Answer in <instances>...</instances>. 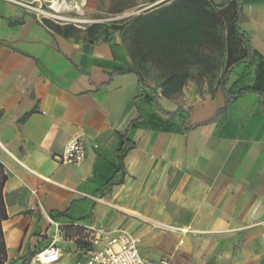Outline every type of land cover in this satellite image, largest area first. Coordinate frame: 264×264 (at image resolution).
Instances as JSON below:
<instances>
[{"label": "crops", "instance_id": "0c3cea01", "mask_svg": "<svg viewBox=\"0 0 264 264\" xmlns=\"http://www.w3.org/2000/svg\"><path fill=\"white\" fill-rule=\"evenodd\" d=\"M76 1L91 13V0ZM105 1L117 12L144 6L136 49L171 46L187 63L179 70L196 71L183 47L195 42L148 33L149 18L179 7ZM237 1L238 27L258 55L232 69L225 89H255L225 107L224 61L244 55L236 37L225 41L212 78L202 68L199 81L187 73L165 91L143 80L124 31L63 34L49 22L62 24L0 0L4 264H34L51 244L61 254L55 264H75L92 238L100 248L118 230L137 237L151 262L264 264V0ZM233 10L220 14L225 28ZM77 133L83 161L59 162Z\"/></svg>", "mask_w": 264, "mask_h": 264}, {"label": "rangeland", "instance_id": "374dc122", "mask_svg": "<svg viewBox=\"0 0 264 264\" xmlns=\"http://www.w3.org/2000/svg\"><path fill=\"white\" fill-rule=\"evenodd\" d=\"M155 1H157V4L155 5H161L166 3L170 4L176 0H163L162 2H160L161 0H153V2ZM66 2L70 6L73 5L71 0H66ZM192 2L198 9V16L201 21V33L199 40L195 42V44H184L183 47L186 52H188L187 54L192 61V68L196 70L195 72L187 73L191 75L192 80L195 79L196 81H199L201 73L204 72H197V70H201L202 68L209 71L206 73L211 78L215 75V72L210 71H215V69H217V64L218 66L221 64L228 31L221 23L220 15L215 11L214 7L208 0H192ZM33 5L36 6L38 4L33 3ZM48 5L49 3L47 1H42L43 9L46 12L53 13L47 8ZM143 8L144 6H139L131 8L128 12H117V10L113 9V7L111 8L109 2L105 0H91V13L88 12L87 6L82 15L77 14L75 10L61 13L62 16L67 18L88 20L90 21L88 24L80 25L71 21H61L53 18H47V20L62 25L72 24L77 30H87L92 24H98L99 27L91 35L92 37H97L101 33L124 31L135 48L134 66L140 71L139 73L143 80L150 84L163 85L164 80L169 73L167 71L172 68L170 61L161 59L157 51H150L147 46L140 45L137 46V49L135 47L136 42H138L135 35L136 20L138 15L141 14ZM127 14L130 15L124 16ZM215 15L219 17V21L215 28L211 29L208 24L212 16ZM112 26H120L121 29L114 30ZM139 38V41L142 42L141 36ZM179 65L182 67L185 65L187 68V63H181Z\"/></svg>", "mask_w": 264, "mask_h": 264}, {"label": "trees", "instance_id": "16d2710c", "mask_svg": "<svg viewBox=\"0 0 264 264\" xmlns=\"http://www.w3.org/2000/svg\"><path fill=\"white\" fill-rule=\"evenodd\" d=\"M210 4H212L213 7L216 8L217 13L220 15L221 12L224 13V15L227 14V11L232 8L233 13L231 15L229 24L227 22V16H225V22H226V29L228 31V37L227 42L229 43V40L233 38H238L239 41H241L244 44V55L240 58H236L232 60L231 58L226 59L224 61V72L222 73L219 81V85L221 89L223 90V93L225 95V107H227L231 102L235 101L240 95H242L244 92L254 90V87L245 86L243 88H240L237 92H232L229 94V92L225 89V84L227 83L230 73L232 69L240 64V63H249L255 55H258L257 52L252 48L250 44V40L247 37V35L238 27L237 24V17L239 13V5L238 1L234 0V6L232 7L229 5L231 3V0H222L220 3H216L215 0H208ZM233 4V3H231ZM170 5L179 7V13L175 12H168L167 9L162 11L158 16L154 18H149L147 20V24H151L153 21H155V27L154 29H149L148 33L151 34L152 30L155 31L156 34H166L171 33V37L173 36H185L188 40L197 42L200 37L201 33V21L198 16V9L193 4L192 0H179L174 1ZM228 6V7H227ZM230 6V7H229ZM183 9H185V13L183 12ZM220 9H223L222 11H219ZM220 17V16H219ZM219 17L212 16L210 19V22L208 26L211 29H214L216 24L219 21ZM45 21H48L45 19ZM145 23V24H146ZM146 24V25H147ZM49 26L56 29L57 31L63 32V34H67V32L75 30L76 28L72 24H66L63 26H59L55 23H50ZM99 27L98 24H92L87 28V32L89 34H93L95 30ZM114 30H120V26H112ZM156 51L163 56L167 58H172L170 60V63L172 65V68L170 69L168 75L166 76L164 80V84L166 86L165 91H175L179 89L184 81V79L187 76V72H182L179 70V64L183 63L182 60H178L177 58H181V55L179 52L174 49L171 46H163V47H156ZM216 117V115L213 117V119ZM5 180V176L2 172V167L0 165V264H4L6 260V250H5V243L3 240V234L1 230V221L5 219V211L2 201V185Z\"/></svg>", "mask_w": 264, "mask_h": 264}, {"label": "built area", "instance_id": "2783aa9c", "mask_svg": "<svg viewBox=\"0 0 264 264\" xmlns=\"http://www.w3.org/2000/svg\"><path fill=\"white\" fill-rule=\"evenodd\" d=\"M7 1L29 10L38 20L49 18L44 13L46 11L42 7V1L49 3L50 0ZM33 3L38 5L34 6ZM48 6L47 8L55 13ZM84 157L81 134L77 133L66 142L62 153L57 156V160L63 164L79 165ZM97 244V238H92L90 246L82 250L81 257L75 264H171L165 259L155 262L143 259L138 250L139 239L124 230H118L111 234L103 247H94ZM60 257L58 248L51 244L34 256V264H55L60 260Z\"/></svg>", "mask_w": 264, "mask_h": 264}, {"label": "bare ground", "instance_id": "6f19581e", "mask_svg": "<svg viewBox=\"0 0 264 264\" xmlns=\"http://www.w3.org/2000/svg\"><path fill=\"white\" fill-rule=\"evenodd\" d=\"M71 2L73 4L72 6L68 5L66 0H50L49 1L50 5L48 7L53 11H55V13H50V12H44V13L49 18L58 19L61 21H71L75 24H80V25L88 24L90 22L88 20H83L80 18H67L61 15V13L68 12L71 10H75V12L80 15L84 13L81 2H78L76 0H71Z\"/></svg>", "mask_w": 264, "mask_h": 264}, {"label": "water", "instance_id": "95a60500", "mask_svg": "<svg viewBox=\"0 0 264 264\" xmlns=\"http://www.w3.org/2000/svg\"><path fill=\"white\" fill-rule=\"evenodd\" d=\"M163 0H161L160 2H162ZM155 4H157V3H155ZM155 4H153V5H155Z\"/></svg>", "mask_w": 264, "mask_h": 264}]
</instances>
